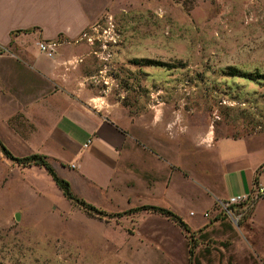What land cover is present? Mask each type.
Listing matches in <instances>:
<instances>
[{
    "label": "rangeland",
    "instance_id": "rangeland-1",
    "mask_svg": "<svg viewBox=\"0 0 264 264\" xmlns=\"http://www.w3.org/2000/svg\"><path fill=\"white\" fill-rule=\"evenodd\" d=\"M85 35L87 85L109 106L146 119L156 110L178 114L181 132L196 127L198 142L205 128L215 140L255 135L246 146L263 155L264 80L228 70L264 75V0H117ZM142 60L163 66L134 64ZM185 183L178 214L189 234L148 211L92 217L43 169L22 168L0 152V264H190L189 250L200 264H264V228L251 220L260 199L230 214L214 200L203 212V189Z\"/></svg>",
    "mask_w": 264,
    "mask_h": 264
},
{
    "label": "crops",
    "instance_id": "crops-1",
    "mask_svg": "<svg viewBox=\"0 0 264 264\" xmlns=\"http://www.w3.org/2000/svg\"><path fill=\"white\" fill-rule=\"evenodd\" d=\"M116 1L0 0V142L47 157L76 197L108 213L152 206L182 218L189 179L204 191L203 212L257 187L263 192L251 220L264 228V153L258 158L246 146L255 135L215 140L205 128L198 142L196 127L181 132L180 115H126L87 85L85 31ZM40 42L55 43L51 59Z\"/></svg>",
    "mask_w": 264,
    "mask_h": 264
},
{
    "label": "trees",
    "instance_id": "trees-1",
    "mask_svg": "<svg viewBox=\"0 0 264 264\" xmlns=\"http://www.w3.org/2000/svg\"><path fill=\"white\" fill-rule=\"evenodd\" d=\"M134 64H143L145 66H156V67L163 66V65H161V63H157V62L150 61V60H142L140 62L136 61V62H134ZM228 76L239 77V78H243V79L253 81V82H258L260 80H264V75H261L259 73H254V74L241 73L238 70L233 69V68H230L228 70ZM0 152L4 155V157L6 159H8L9 161L15 163L16 165H18L22 168H27V167H32V166L42 168L46 172V174L50 177V179L53 181L55 186L59 189L62 196L67 201H70L71 203L77 205L86 214H88L92 217H97V218H106V217L114 218L117 216H119V217L122 216L120 214H115V215L114 214H107L106 212L99 210V209L93 207L92 205L86 203L84 200L76 197L71 190L70 184L67 181H65L64 179L60 178L56 174V172L54 171V169L51 166L47 157L42 156V155H38V154H33V155L17 158V157H14L1 142H0ZM261 169H262V167L260 168V170H258L256 172V175L254 177V180H253L254 187L258 185V177L260 175ZM256 189H257V187L254 188L253 194L255 193ZM139 211H148V212H152V213L162 215V216L166 217L167 219L171 220L173 223H175L178 227H180L187 234L190 233L189 227L182 221V219L170 211H167V210H164L161 208H157V207H152V206H143V207H140V208H137L134 210H130L131 213L139 212ZM127 212L129 213V211H127ZM188 254H189L188 260H189L190 264H200V262L197 259L192 258L193 251L189 250Z\"/></svg>",
    "mask_w": 264,
    "mask_h": 264
},
{
    "label": "built area",
    "instance_id": "built-area-1",
    "mask_svg": "<svg viewBox=\"0 0 264 264\" xmlns=\"http://www.w3.org/2000/svg\"><path fill=\"white\" fill-rule=\"evenodd\" d=\"M90 41V40H88ZM55 43L53 42H40L37 43V48L38 51L44 55L45 57L51 59L53 57L54 51H55ZM263 190L261 189H256L255 193L251 196H239V197H234L230 198L225 201H219L218 202V207L222 209V211L226 214H230V209L232 207L238 206V205H245L249 203L251 199L257 200L260 199L262 195ZM208 215H203V217H207Z\"/></svg>",
    "mask_w": 264,
    "mask_h": 264
},
{
    "label": "water",
    "instance_id": "water-1",
    "mask_svg": "<svg viewBox=\"0 0 264 264\" xmlns=\"http://www.w3.org/2000/svg\"><path fill=\"white\" fill-rule=\"evenodd\" d=\"M15 218L18 219V215H16Z\"/></svg>",
    "mask_w": 264,
    "mask_h": 264
},
{
    "label": "clouds",
    "instance_id": "clouds-1",
    "mask_svg": "<svg viewBox=\"0 0 264 264\" xmlns=\"http://www.w3.org/2000/svg\"><path fill=\"white\" fill-rule=\"evenodd\" d=\"M159 117H157V119H158Z\"/></svg>",
    "mask_w": 264,
    "mask_h": 264
}]
</instances>
